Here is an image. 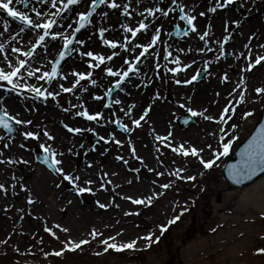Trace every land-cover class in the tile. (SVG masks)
<instances>
[{"label": "bare ground", "instance_id": "1", "mask_svg": "<svg viewBox=\"0 0 264 264\" xmlns=\"http://www.w3.org/2000/svg\"><path fill=\"white\" fill-rule=\"evenodd\" d=\"M31 1L29 10H23L21 3H16L15 0L11 6L27 13L34 7L45 14L37 16L33 11L32 18L34 20L43 22L47 18H55L57 24L52 31H60L65 35L72 33L75 25L73 19L79 10L78 7L69 8L63 15L66 20H63L54 15L59 0H56L55 6L51 0ZM222 1L227 2V0H116L120 7L112 8L111 0H108L95 16V19L97 18L95 24L91 23L87 30L76 39L72 54L62 64L58 78L52 81L47 80L46 77L44 79L39 77L50 70L63 48V37L55 39L51 36L46 37L43 44L36 48L33 56H25L24 53L32 51L33 45L36 44L40 29L31 28L25 22L15 25L0 14V44L4 46L0 49V66L7 68L8 60L16 64L18 58L28 61L21 69L20 75L14 78V84H19V88L7 81H0V110L3 113L7 112L10 118L16 116L17 120L31 121V123H19L17 132L19 137L16 140H6L3 137L4 132L0 130V184H3L5 179L8 180L9 175L14 176V167L24 166L27 167L26 171L38 173V179L41 182H46L45 170L39 168V164L33 159L32 154L24 151L22 147V140L26 141L30 138L26 137L24 133L32 131L35 133V129L38 134L37 139L49 149L46 152L51 159H53L51 153L55 151V160L60 161L58 165L64 170L60 171V178H66V174L79 177L75 182L84 183L87 185L85 187L93 186L97 193L100 191L99 186H95L97 179L103 183V189L106 192L115 189L108 182L107 176L101 172V164L108 168L118 166V163L126 162L125 157L135 148L139 151L140 149L144 150L145 153H143L149 159L150 146L146 142V137L152 141L155 155H157L158 146L161 145L167 149L169 155L166 165L167 172L170 168L175 169V172L184 169L179 165L176 167L173 163L175 161L173 153L180 156V160L188 155L199 156L204 160L214 159L217 153L216 148L221 143L222 130H226L227 135L233 133L239 118L243 119V113L236 114L237 116L234 113L235 109L243 102L241 98L245 96L246 86L254 89L264 86V60L255 63L259 57H264V4L256 9L246 6L247 13L244 17L243 15L236 17L227 11L225 5L221 6L223 5ZM241 1L256 3L264 0ZM79 5L81 6V3ZM148 9H153V11L149 12ZM57 10L59 11V8ZM179 10L189 16H194L195 20L192 22V32L189 36L172 39L170 37L172 27L182 23L177 15ZM0 13L6 14L7 12L0 9ZM141 23L147 25V28L135 31ZM102 28L105 29L103 35L100 33ZM128 28H132L133 32H129ZM157 33L159 34L158 38ZM81 40L84 43H79ZM106 40L116 42V47L113 48L111 44L105 43ZM153 40L155 43H152ZM149 45L151 46L148 47ZM144 47H148L147 52H144ZM16 48L21 51H14ZM88 51L104 56V61H99L95 55L92 57L84 55ZM224 53L231 54V60H225ZM137 57H139L138 60ZM104 63L110 64L107 67L103 65ZM172 66L175 71L170 74ZM107 68H112L117 75L108 73ZM161 68L166 77H169V82H173V87L170 88V92L167 90V95L164 97L165 100L169 99L166 106H162L161 84L157 75ZM177 68L180 70L176 73ZM37 69L40 71H36ZM29 70L36 72V75L29 76ZM94 70L102 71L100 81L95 84L90 81L83 86V90H75L80 78L76 73L87 75L94 73ZM126 71L128 75L125 77L123 73ZM198 72H201L204 81L199 85H194L190 81ZM117 78H120L123 84L113 96L112 108L107 109L104 106L106 87L112 82V79ZM24 84L34 85L45 93L55 92L59 97L63 93H70V101L63 107L66 108L65 111L70 110L75 118L61 114V110L57 106L48 108L46 102L51 95H39L31 88H25ZM144 85H149L151 90L145 93L142 90ZM23 94H29L28 97L31 99L29 107L42 112L40 119L47 121L48 128L42 129V122L36 119L37 113H32L30 108L24 106L27 111L20 109V99ZM176 106L192 109L193 113H196L198 122L195 126H191L185 131H173L172 125L167 122V116L175 111ZM85 111L90 115L102 112L105 123L99 127L95 123V119L91 120L82 115ZM141 117L143 118L141 119ZM227 117L233 118L230 126H227L228 123H231L230 118L228 120ZM136 120H139L140 123L136 124L134 122ZM116 122L126 125L129 131L137 132V135H118L113 127ZM93 123L98 126L96 130L99 135L109 141L115 138L118 145L110 155H107L109 152L105 147L99 150H89L85 146L78 157L82 161V166L78 171H74L70 164V149L73 146L80 148L83 145L76 137H80L84 130L94 128ZM213 128L221 130L213 132ZM73 129H80V131L77 132ZM192 140L195 145L190 142ZM181 145H194L190 146L189 150L196 146L198 155L191 154V151L188 155L177 151ZM186 166L188 167V164ZM89 180L92 181L91 184L88 183ZM121 183V187L132 190L123 195L117 194L121 202L120 205L126 208L138 205L136 200H142V203L147 204L148 202V205H152L153 200L159 196V191L156 192L158 186L155 180H152L151 183L148 182L149 188L154 189L151 191L142 183L137 187L133 186L132 180L129 178ZM6 185L13 187L9 181L6 182ZM48 186L50 187L47 192L52 203L58 202L57 205H60V209L64 213L68 212L69 204L76 211L80 210L76 204H73L69 194L57 189L51 181H48ZM18 189L30 193L33 191V186L26 184L18 186ZM4 190H6L5 185L0 189V193ZM128 197H132V199H128ZM239 198L242 203L253 205L264 211V176L246 188ZM26 202L29 204L33 200L28 198ZM94 202L96 206H99L100 202L98 203L96 200ZM176 203L174 201L162 204L158 210L153 209L152 206L151 216H149L150 224L146 231L141 228L145 224L139 222L134 224L132 220L122 221L117 215L109 218L108 225L102 226L103 231L99 230L102 235L98 236L102 237V240L114 237V240L109 243L124 244L135 240V247L138 244H147L154 238V229H160L163 214L172 211ZM0 207H7V203L0 201ZM229 209L223 210L224 213H229ZM238 215L243 216L244 213H238ZM229 222V218L223 217L220 227L229 225ZM69 231L77 241H89L90 239L84 235H90L93 232L87 222L83 223V228L79 230L73 228L68 231L62 230L61 236L66 238ZM150 233L152 237L151 240H148L147 237ZM90 236L92 237V235ZM81 247L87 248L89 243L83 244ZM135 247L122 251L128 253L134 251ZM100 259L98 257V260ZM108 264H130V261L108 262Z\"/></svg>", "mask_w": 264, "mask_h": 264}, {"label": "rangeland", "instance_id": "2", "mask_svg": "<svg viewBox=\"0 0 264 264\" xmlns=\"http://www.w3.org/2000/svg\"><path fill=\"white\" fill-rule=\"evenodd\" d=\"M33 1L40 2V0ZM31 2V0H24L21 8L29 10ZM80 3L81 6L77 5L79 10L76 12V16L86 10L88 12L91 0H81ZM236 3L241 8V11L237 10ZM222 4H225V1H222ZM263 4L264 1L245 3L241 0H232L231 3L226 5V8L230 14L236 17L243 15L244 17L247 13L246 6L256 9ZM57 8H60L59 11ZM66 11H68V8H65L64 5L58 2L55 13L59 15H55V17L65 20L66 18L63 15ZM0 14L15 25L23 23L19 19L8 16L7 13ZM28 14L33 16V11H28ZM177 15L182 23L175 24L172 27L170 32L172 39L185 38L192 32V23L189 24L183 18L185 13L179 10ZM76 19H73L74 24ZM95 21H97V18L93 19L91 23L95 24ZM176 26L187 33L181 38L174 37L173 33ZM75 27L76 25L73 26V30H75ZM42 31L40 29L38 32L42 34ZM72 34L73 32L70 36ZM108 49L111 51L109 46ZM224 58L227 61L231 60L232 55L224 53ZM53 64L48 72L52 71ZM109 64L104 63L103 65L108 67ZM172 71L173 66L170 68V74H172ZM101 74V70H94V73L87 74L83 78L80 77L75 90H83V86L87 85L90 81L92 83L93 81H100ZM157 75L161 84L160 96L163 99L162 106H166L169 99L165 100L164 97L167 95V90L170 92L173 82H169V77H166L162 68L159 69ZM47 80L49 79L47 78ZM121 81L120 78L112 79V82L107 85L104 104L107 109H111L112 106L108 108L106 96L114 89V84ZM203 81L204 77H201L200 72L196 75L195 80L193 79V84L199 85ZM257 89H264V86ZM257 89L246 86L243 102L235 109L234 113L235 115L243 113V119L239 118L233 133L227 135L226 130H222L220 134L221 143L216 148L217 153L224 152L223 146L225 143H229L230 148L226 155L221 154L218 156L216 153V157L212 159L214 161L212 167H205L203 161L207 160L201 159L199 156L188 155L180 160L181 157L173 153L175 159L173 163L176 167L179 165L184 169L183 171L175 172V169L170 168L167 172L166 165L169 161L167 149L160 145L157 148V155H155L152 141L146 137V142L150 146L149 159L144 154V150L140 149L139 151L135 148L134 151H131L125 157L126 162H120L118 166L108 168V166L104 167L101 164V172L107 176L108 182L115 187L113 191L106 192L103 189V183L99 179L95 180V186H99L100 188V191L97 193L94 191L93 186L85 187L87 185H84V183L78 184V182H73L67 178H60V166L58 164H55L58 174L54 175L36 160V152L43 143H40L36 136L30 137L26 141L22 140L23 150L30 152L33 159L39 164L38 167L45 170L46 182H41L38 179V173H32L28 170L29 177L23 176L22 170H26L27 168L25 166L20 168L14 167V176L11 177L8 174L9 179L3 181L6 190L0 193V201L6 202L7 207H0V264H108V262L123 263L128 261H130V264H264V254L256 251V249L264 247V211L255 208L253 205L242 203L239 196L246 188L244 190L229 191L222 174V168L228 161L229 155L235 152L249 137L260 120L264 109V91H257ZM142 90L146 93L151 88L149 85H144ZM53 94L47 100L46 106L48 108L57 106L61 110V114L74 117V114L70 110L65 111L66 108L64 109L63 107V105L69 103L70 93H63L60 97L55 92ZM20 101V109L27 111L24 106L28 109L30 108L32 113H37L36 119L42 122V129L48 128L47 121L40 119L42 112L35 111L29 107L31 99L26 94H23ZM247 113H250V115H246ZM185 115L191 116L192 121L186 129H182L178 125V120L181 116ZM227 118L229 120L230 117ZM167 119V122L174 129H172L173 131L188 130L198 122V118L193 111L190 112L182 106H176L175 111L170 113ZM230 120L231 123H228L227 126L232 124L233 118H230ZM11 121L16 124L18 132L19 123L16 120ZM95 123L98 126L102 125L105 123V118L97 119ZM97 125L94 124V128L84 130L80 137H76L83 145L80 148L73 146L70 149V164L74 171H78L82 166V161L78 157L83 152L85 146L89 150H99L105 147L109 152L107 155L113 153V150L117 147L118 144H116L115 138L109 141L97 133ZM120 126L123 130L120 129ZM124 126L120 122L113 124L115 131L120 136L127 134L131 136L137 135V132L129 131ZM215 129L213 128L212 131L219 132L221 130ZM34 131L37 133L36 129ZM92 135L99 138L101 143L92 144L90 142ZM3 137L6 140H16L19 136L16 133L12 138L7 137L6 134ZM190 142L195 145L193 140ZM194 145L183 146L189 149L190 146ZM112 146L114 148H111ZM180 155L184 156L183 154ZM50 160L54 163L53 159L50 158ZM187 164L188 167L186 166ZM188 168L189 170H187ZM6 170L8 171V169ZM190 176H194L195 179H187ZM127 178L132 180L133 186L137 187L142 183L150 191L154 189L149 188L148 182L151 183L152 180L157 181L158 190L155 191L157 193L159 191L158 198L153 200L152 205H148L147 202V204L140 203L128 208L121 206L118 195L132 191L130 188L121 187V182L127 180ZM7 181L13 187L6 185ZM48 181H51L52 185L57 189L69 194L73 204H76L80 210L76 211L69 204L67 206L68 212L64 213L60 209V205H57L58 202L52 203V199L47 192L48 187H50L48 186ZM26 184H32L33 191L25 193L18 189V186ZM164 185H168L166 190ZM77 186L91 188L92 191L81 193L77 191ZM28 198L32 199L33 202L27 204L26 199ZM95 200L100 202L99 206L95 205ZM174 201L177 202L174 209L167 211V214H163L161 225L166 226V228L162 229L160 227L158 230L154 229V238L151 241L147 244H138L134 251H129L128 253L113 248H108L107 251H104L106 245L100 243L102 237L98 235L91 237L89 234L84 235L90 239L89 247L83 248L80 246L74 252L68 245L71 241L77 240L74 239L70 231L67 233L69 235L66 238L61 236L62 230H70L72 228L79 230L83 228V223L86 222L92 227V230L95 229L99 233V230L103 231L102 226L108 225L109 218L116 217L117 215L122 221L132 220L134 224H136L135 222L145 224L141 228L143 231H146L150 224L149 216H151L152 206L153 209L158 210L160 205ZM10 204L11 206H9ZM228 208H230L229 213L225 214L223 210ZM128 212L130 214H127ZM238 213H244V215L239 216ZM177 216H179L178 220H175L174 223H169V221H172ZM223 217L229 218L230 222L229 225L220 227ZM168 219L169 221H166ZM48 229L52 231L50 232ZM52 232H55L56 235L54 236ZM116 244L119 245L120 243ZM61 249H63V252L57 255L56 253ZM98 257L101 259L98 260Z\"/></svg>", "mask_w": 264, "mask_h": 264}, {"label": "snow or ice", "instance_id": "3", "mask_svg": "<svg viewBox=\"0 0 264 264\" xmlns=\"http://www.w3.org/2000/svg\"><path fill=\"white\" fill-rule=\"evenodd\" d=\"M16 3H23V0H15ZM53 6L56 5V0H51ZM60 4L64 5L65 4V0H59ZM80 0H67V5H73V4H77L79 3ZM97 2V0H91V3L93 5H95ZM100 3H106L108 2V0H99ZM232 0H228V3H231ZM14 3V0H0V9H4L6 10L8 16L12 17V18H16L19 19L25 23H27L31 28H35V29H42V34L38 33V39L36 41V44L33 45V49L32 51L29 52H25L24 55L25 56H33L35 53V50L38 46L42 45L43 42L45 41L46 37L51 36L53 39L57 38V37H63L64 41H65V47H67L68 44L72 43V39L73 37L70 35H65L64 33L60 32V31H52V29L54 28V26L57 24V21L55 18H47L45 19L43 22L40 21H36L32 18V16H30L27 12L25 11H19L17 10L15 7H12L11 5ZM222 7L224 5H221ZM111 7L112 8H118L120 7V5H118L116 3V0H111ZM213 11H215V9H212ZM32 11H34L36 13L37 16H41V15H45L44 13H41L38 9L34 8L32 9ZM94 11V8H93ZM149 12H152L153 9H148ZM91 12H81L79 14V25L80 28H83L85 26L86 23H90L89 17L91 16ZM130 14V13H129ZM54 15H59L54 14ZM184 19H186L188 21L189 24H191L193 22V20H195L194 16H189L187 14H185V16L183 17ZM142 28H147V25L141 23L139 28L135 29V31H140V29ZM23 30V29H22ZM77 31H79V29H77ZM105 29H100V33L101 35H103ZM129 32H133L132 28H128ZM158 33H157V38H158ZM79 43H84V41H79ZM105 43L107 44H111L113 48L116 47V42H113L111 40H106ZM152 43H155V40H153ZM126 46V45H125ZM151 45H149L148 47H150ZM4 46L2 44H0V49H2ZM143 47V46H142ZM148 47H144V52H147ZM14 51L16 52H20L21 49L16 48ZM84 55H87L89 57H92L95 55V58L98 59L99 61L103 62L105 57L102 55H98V54H94L91 51H88L86 53H84ZM141 55H143V53H141ZM61 58H63V53H61ZM108 59H111V57H108ZM139 59V57H137V60ZM261 60H264V57H259L255 63H260ZM28 63L27 60H23V59H19L18 58V63L13 64L11 60L7 61V68H5L4 66H0V81H7L9 84H14V78H16L18 75H20L21 73V69H23L25 67V65ZM94 67L97 65H93ZM108 73L113 74V75H117V73L113 72L112 68H107L106 69ZM175 70V69H173ZM36 71H40V69H37ZM28 75L29 76H35L36 72H33L31 70L28 71ZM57 75V70L54 67L52 69L51 72H46L43 75H41L39 78L40 79H44L45 77H47L49 80H51V78L53 76ZM76 75L80 76L81 78H83V76L85 74L83 73H76ZM90 75V73L88 74ZM128 72H124L123 76H127ZM196 77L194 76L193 79H195ZM225 79H227V76H225ZM79 81H77L78 83ZM93 83H95V81H93ZM14 86L16 88H19L20 85L19 84H14ZM25 88H31V90L33 92H37L39 95H54L53 93H45L42 92L39 88H37L34 85H28V84H24L23 85ZM117 86H119V82L117 83ZM63 87V86H61ZM65 90H70V89H65ZM257 91H264V89H257ZM243 99V97L241 98ZM190 112L193 111L192 109H188ZM225 111H227V109H225ZM196 114V113H194ZM202 114V113H201ZM82 115L87 116L89 119H96L97 116L101 115V113L97 112L95 115H90L87 111L83 112ZM246 115H250V113H247ZM8 116L7 112H4L3 115H0V124H3L5 128H8L9 130H11V124H9L6 120V117ZM143 117H141L142 119ZM12 120H16L17 123H31V121H24V120H17L16 116H12L11 117ZM136 124H139L140 121L136 120L134 121ZM125 128L127 127L126 125L124 126ZM74 131L79 132L80 129H73ZM24 135L26 137H32V136H36L38 137L37 133L34 132H25ZM158 139H163L162 137H157ZM224 152L223 153H217V155H226L229 151L230 148V144L229 143H225L224 144ZM46 151H49V149H45ZM177 151H181L183 152L184 155H188L189 151H191V154L193 155H198V150L193 147L190 150L187 148H184L183 145L180 146L179 149H177ZM54 164H59L60 161L55 160V156L56 153L55 151H52L51 153ZM242 157H244V163H243V167H238V166H232V170L230 171V174L232 175L233 179L236 180L238 183L241 182L242 179L245 178H251L252 175H254L257 171H264V125H261L259 132L257 133V136L253 137L252 140L249 141V143L245 146L244 150L241 153ZM202 159V158H201ZM205 167H212L214 161L213 160H207V161H203ZM61 172H63V168L59 169ZM181 171H183V169H181ZM66 178L68 180H71L73 182L77 181L79 179V177H74L71 174H66ZM187 179H192L194 180L195 177L194 176H190L187 177ZM89 184L92 183V181H88ZM164 187H168V185H164ZM4 188L3 184H0V189ZM77 191L83 193L85 191L91 192L92 189L91 188H82L77 186ZM128 199H132V197H128ZM136 203H142V200H136ZM151 202V201H149ZM99 203V202H98ZM179 216L174 217V219L172 221H169V223H174L175 220H178ZM59 227V226H58ZM162 229H165L166 226L161 225ZM50 232L52 231L51 229H48ZM64 231H68V229H64ZM52 234L55 236L56 233L52 232ZM93 237H95L96 235H102L100 233H97L95 229H93V232L90 234ZM152 234L150 233L149 236L147 237L148 240H151ZM158 239V238H157ZM114 237H108L107 239L101 240L100 243L106 245L104 251H107L108 248H113L116 250H123L126 248H134L136 245V241L133 240L129 243H124V244H116V243H109V241H113ZM67 243V242H66ZM89 243L88 240H80V241H71V243L68 245L72 250H75L77 248H79L81 245L83 244H87ZM256 251L258 253L264 254V247H260L258 249H256ZM63 252V249H61L59 252H57V255H60Z\"/></svg>", "mask_w": 264, "mask_h": 264}, {"label": "water", "instance_id": "4", "mask_svg": "<svg viewBox=\"0 0 264 264\" xmlns=\"http://www.w3.org/2000/svg\"><path fill=\"white\" fill-rule=\"evenodd\" d=\"M61 61L62 60H60L59 63L57 64L56 70H58V68H59V66L61 64ZM6 120L10 124V122L8 121L7 118H6ZM180 124L182 125V127H186L189 124V121H184L183 119H181L180 120ZM262 125H264V122H263ZM0 126L4 127L3 124H0ZM260 127H261V125L257 127L256 131L250 137L248 142L246 144H244L241 148H239V150L234 155L231 156L230 161L227 163V165L224 168L225 179L230 184V186L228 187L229 190L232 189V186H235V187H237L239 189H243L244 186H249L250 184H252L255 180H257L260 176H262L264 174V171H257L254 175L251 176V178L242 179L241 182H239V183L236 180H234L232 175L230 174V171L232 170V166L235 165V166H238V167H243L244 157H242L241 153L244 150L245 146L249 143V141L252 140L253 137L257 136V133L259 132ZM5 129L9 132L10 136L14 135V133H15L14 126L11 127V130H9L8 128H5ZM92 142L96 143V140L92 139ZM39 159L43 163H46L50 168L55 170L54 166L51 163H49V161H48V159H47L45 154H40L39 155Z\"/></svg>", "mask_w": 264, "mask_h": 264}]
</instances>
